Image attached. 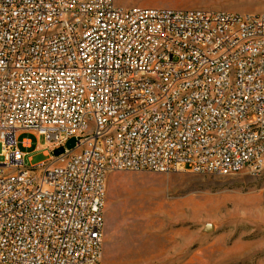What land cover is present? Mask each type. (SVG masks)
Instances as JSON below:
<instances>
[{
	"label": "built area",
	"instance_id": "built-area-1",
	"mask_svg": "<svg viewBox=\"0 0 264 264\" xmlns=\"http://www.w3.org/2000/svg\"><path fill=\"white\" fill-rule=\"evenodd\" d=\"M242 169H264V13L0 0V264H101L110 172Z\"/></svg>",
	"mask_w": 264,
	"mask_h": 264
},
{
	"label": "rangeland",
	"instance_id": "rangeland-1",
	"mask_svg": "<svg viewBox=\"0 0 264 264\" xmlns=\"http://www.w3.org/2000/svg\"><path fill=\"white\" fill-rule=\"evenodd\" d=\"M121 7L264 13V0H116ZM23 142L24 143L23 146ZM24 167L48 163L44 136L17 138ZM101 264H264V169L230 176L113 171Z\"/></svg>",
	"mask_w": 264,
	"mask_h": 264
},
{
	"label": "water",
	"instance_id": "water-1",
	"mask_svg": "<svg viewBox=\"0 0 264 264\" xmlns=\"http://www.w3.org/2000/svg\"><path fill=\"white\" fill-rule=\"evenodd\" d=\"M73 145H74V140H73V139H70V140H68V141L66 142V144H65V148H66V149H71V148L73 147ZM62 152H63V148H62V147H59V148H57V149H54V150L52 151V154H53L54 156H57V155L61 154Z\"/></svg>",
	"mask_w": 264,
	"mask_h": 264
},
{
	"label": "crops",
	"instance_id": "crops-1",
	"mask_svg": "<svg viewBox=\"0 0 264 264\" xmlns=\"http://www.w3.org/2000/svg\"><path fill=\"white\" fill-rule=\"evenodd\" d=\"M24 133H18L17 134V138H18V136H20V135H23ZM23 144V146H24V143H22ZM18 148V147H17ZM23 153V152H22ZM44 154H45V151H44ZM41 163V162H40Z\"/></svg>",
	"mask_w": 264,
	"mask_h": 264
}]
</instances>
